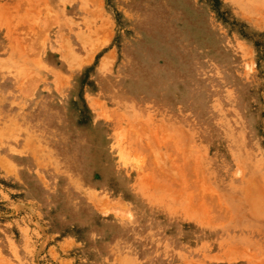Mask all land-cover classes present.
Here are the masks:
<instances>
[{"label":"rangeland","instance_id":"rangeland-1","mask_svg":"<svg viewBox=\"0 0 264 264\" xmlns=\"http://www.w3.org/2000/svg\"><path fill=\"white\" fill-rule=\"evenodd\" d=\"M0 264H264V0H0Z\"/></svg>","mask_w":264,"mask_h":264}]
</instances>
